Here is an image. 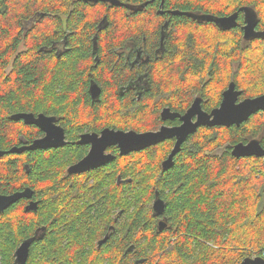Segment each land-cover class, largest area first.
Listing matches in <instances>:
<instances>
[{
  "label": "trees",
  "instance_id": "1",
  "mask_svg": "<svg viewBox=\"0 0 264 264\" xmlns=\"http://www.w3.org/2000/svg\"><path fill=\"white\" fill-rule=\"evenodd\" d=\"M150 1L148 9L154 7L155 2L169 3V0ZM219 1L231 6L253 4L264 18V0ZM122 12L127 11L106 3L83 0H0L1 150L7 151L22 142L30 143L42 134L36 127L13 121L11 115L14 113L53 115L66 129L69 140L76 141L80 127V132L83 127L101 125L125 129L122 119L128 115L133 116V127H136L137 117L142 111L145 117L146 108L152 100L159 102L160 108L167 105L168 101H173L170 99L172 96L182 94L178 87L190 83V80L198 83L199 88L203 85L200 92L210 101H216L219 88H226L230 81H235L248 97L263 92L264 50L249 54L252 57L245 62V66L241 57L240 68H221L217 63L213 68H206L201 55L199 60L189 59V56L198 57L196 51L199 49L193 47L190 54H183V59L189 61L182 68L174 66L176 59L173 54L166 56L167 64L162 61L154 65L153 77L164 80L160 82L162 88L154 84L139 102L109 100L114 89L111 83L117 85L119 79L124 77V71L110 66L107 47L102 42L105 34L98 35V54L101 59L95 63L91 40L103 15ZM32 20L33 23L28 25ZM113 23L110 22L103 29L111 32L110 37L116 29ZM65 36L67 51L58 57L50 51V47ZM250 44L241 37L237 41L230 34H225L223 38L225 47ZM254 45L264 47V39L255 40ZM223 55L225 64L229 63L232 53L225 52ZM112 69L111 79L107 80L106 75ZM87 72L106 84L103 85L104 91L99 101H91L88 94ZM175 98L174 107L178 104V97ZM102 114L105 117H101ZM253 139L259 140L264 147V112L253 115L240 126L199 129L192 135L190 144L176 155L172 168L161 171L162 177L157 181H145L146 191H151V195L146 197L147 201L154 198L155 189L161 194L169 190L166 214L171 220V229L164 234H154L150 222H147L144 231L149 241L131 251L134 259L131 260L133 255L124 256L128 246H113L111 261L96 260V264H241L246 258H264V157L237 159L232 156L230 148ZM226 145H229L226 152L216 154V149ZM171 146H161V160L166 158ZM74 147L68 145L44 156L32 153L31 174L44 177L64 172L69 164L60 161L63 154ZM19 158L23 157L9 154L0 158V192L10 193L13 179L27 181L24 178L25 166L18 162ZM75 161L73 159L70 163ZM133 167L135 165L130 164V168ZM67 190H59L57 185L45 190L43 197H46V201L41 203V207L50 205L49 217L53 215L55 218L47 228L48 241L37 244L45 254L59 255L60 229L57 224L61 217L55 215L51 204H55L59 196L67 194ZM10 216L9 211L0 216V236L11 237L13 220ZM25 216L17 217L18 232L22 237L27 234L30 225L29 218ZM67 232L71 237H80L72 225L68 226ZM131 233L128 232L127 241ZM15 247L0 245L4 263L7 261L6 264H10V254ZM98 253L100 250H97ZM65 261L72 264V259L66 258ZM55 262L52 260L53 264Z\"/></svg>",
  "mask_w": 264,
  "mask_h": 264
},
{
  "label": "flooded vegetation",
  "instance_id": "2",
  "mask_svg": "<svg viewBox=\"0 0 264 264\" xmlns=\"http://www.w3.org/2000/svg\"><path fill=\"white\" fill-rule=\"evenodd\" d=\"M83 1L89 2L87 0ZM118 1L120 5H113L108 0L90 2H102L108 6L121 7L127 11L103 15L100 18V23L97 25V30L92 35L91 42L93 46L91 52L94 55V62L99 63L101 59V56L98 54V35L105 34L102 42L107 47L106 52L111 60L110 66L119 67L124 71V77L119 79L117 85L111 83V87L114 89L109 95V100L139 102L152 90L154 84H159V87L162 88L160 82H164V80L157 77L154 78L152 72L155 64L162 61L167 64L165 62L168 61L166 60V56L170 54H173L176 59L173 58L176 62L174 66L180 68L185 66L190 58L191 60H199V56L201 55L205 61L204 66L206 68H213L214 64L217 63L221 68L225 66L236 69L240 68L241 57L244 60H242V64L245 66V62L251 60L252 56H249V54H254L259 49L264 50V47L258 48L254 45L255 40L263 39L245 38L246 28L250 23L255 24L254 31L256 33L264 32V18L260 16L257 7L253 4H235L231 6L219 0H169L168 4H165V1L164 3L155 2V6L148 9L151 3L150 0ZM235 14L237 16L236 26L229 30H224L215 21H206L199 18V16H210L214 19H219ZM182 18H184L183 21H178ZM112 21L116 29L112 32L113 36L110 37L111 32L103 31V29L108 27ZM32 23L33 20L29 21L28 25ZM225 34L233 35L237 41L241 37L251 44L249 46L229 45L225 47L223 45ZM66 39L67 36L63 40L56 42L50 47V51L54 52L58 57L63 56L67 51ZM193 47L199 49V51H196L198 57L193 58L189 56L188 61L183 59V54H190V50ZM225 52L232 53L229 63L226 64L223 55ZM112 71L113 69L107 73V80L111 79ZM89 73H86V75H89L88 94L91 101L96 102L101 99L104 91L103 85L106 86V84L97 81L93 77V74ZM192 83L193 81L190 80V83L179 86L178 89L182 91V94L172 96L170 99L173 101H168L167 105H162L161 108L158 107L159 102L152 100L153 102L149 103L146 108L148 111L145 117L143 116V111L137 117L138 122L136 127H133V116L130 115L124 116L122 119L125 129L120 127H103L101 125L83 127V130L80 132L81 127L79 125L80 128L77 130L76 141L69 140L66 129L58 123L55 116L46 113L35 114V116L45 114L46 116L55 117L56 124L61 126L65 131L66 143L64 146L58 148L27 150L22 154H13L23 157L19 158L18 162L23 163L25 166L26 175L24 178L27 181L24 179L15 181L13 179L11 181V192H0V195L8 196L27 192L28 196L21 197L11 206L0 212V216H2L9 211L11 213L10 217L13 220L11 237L0 236V245L9 244L14 247L17 245L10 254V264H18L17 251L25 242L30 243L29 257L26 264H53L52 260H56L54 264H68L65 261L66 258L72 259V264H96V260L100 262L102 260L106 262L111 261L113 246H128L125 249L124 256H132L133 253L131 251H135L137 246L139 249L149 241V236L145 237L146 232L144 231L147 222H150L154 234L167 233L172 227L171 220L166 214L169 200L167 193H169V190L161 194L158 189H155L154 198L147 201L146 197L151 195V191H146L145 181H157L158 178L162 177L161 173L166 171L163 168V163L172 152L177 142L176 137L166 139L149 148L131 152L128 155H121L119 145H111L103 152V156L110 157L109 159L111 160L106 161L101 166L79 173H70L69 170L72 166L86 158L92 150L91 142H81L83 135L97 134L101 136L102 132L106 129L145 133L158 132L163 127L177 128L183 123L181 117L191 110L197 99H199L198 110L212 114L213 110L220 107L224 99V92L232 83L235 84V91L240 92L237 103L264 94L263 90V92L256 96L248 97L235 81H230L226 88H219L218 99L210 101L204 93L200 92L203 89V85L199 88L198 83ZM93 85H97L100 88V95L97 99H94L91 94V87ZM175 97H178L176 107L173 106ZM164 110H169L170 114H176L177 116L163 119L162 113ZM101 117L105 116L102 114ZM197 117L198 114L194 116L193 120L196 121ZM17 123L25 124L23 120ZM27 126L36 127L42 134L30 143L22 142L21 145H14L13 147L29 146L35 140L43 138L46 135L37 126ZM201 128L205 127H200L199 129ZM191 137L192 135L185 140L181 150L190 144L189 140ZM163 144L169 146L172 144V146L166 158L161 160L159 156ZM68 145H74L75 147L72 151H67L62 156L63 158L60 162H65V164L67 162L69 164L64 169V172L59 171L47 174L44 177L38 174H31L30 162L32 157L30 155L32 153H39L42 156L49 155L50 151L63 149ZM233 146L230 147L231 152ZM227 147L229 148V145L216 149V154L222 155L226 152ZM150 154L153 157H146V155ZM131 155L139 156V158H131ZM63 159L66 160L63 161ZM73 159H76V161L70 163ZM130 164L135 165V167L130 168ZM53 185H57L59 190L68 189L67 194L59 196L57 202L51 204L54 206L55 215L58 214L61 217V221L57 224L58 229H60V248L58 250L59 255L57 254V256L45 254L37 246L38 243L42 244L48 241L49 231L47 228L50 227V224L55 219L52 217L53 215L49 217V214H51L50 205L44 208L41 207V203L46 201V197H43L46 194L45 190ZM159 199L165 204V211L162 214L154 211V204ZM24 215H26V218H29L28 222H30V225L27 234L22 237V235L20 236V232H18L17 217H24ZM48 218L51 220H48ZM160 222L166 223L163 230L159 229ZM69 225L74 227V231L81 238L69 236L67 232ZM129 231L132 233L131 238L127 241ZM97 250H100V253L97 254ZM138 253L140 254V252ZM132 259H134V255L131 257ZM6 262H3V257L0 255V264H6Z\"/></svg>",
  "mask_w": 264,
  "mask_h": 264
},
{
  "label": "water",
  "instance_id": "3",
  "mask_svg": "<svg viewBox=\"0 0 264 264\" xmlns=\"http://www.w3.org/2000/svg\"><path fill=\"white\" fill-rule=\"evenodd\" d=\"M89 2H98L99 0H87ZM113 5H120L118 0H108ZM200 19L206 21H215L224 30H229L236 26V14L227 18L214 19L210 16H199ZM254 23H250L246 28L245 38H261L264 39L263 33H256L254 31ZM91 94L94 99H97L100 95V88L97 85L91 87ZM239 91H235V84L232 83L229 88L224 92V99L219 108L213 110L212 114L199 111V99L195 101L193 107L189 112L181 117L183 121L182 125L177 128H165L163 127L158 132H145L138 133L136 131H121L106 129L102 132L101 136L83 135L81 142H91L92 150L90 154L81 160L76 165L72 166L69 170L70 173H79L89 170L91 168H97L104 164L106 161L111 160L110 157L103 156L104 150L111 145H119L121 149V155H128L131 152H137L166 139L176 137L177 142L170 153L168 159L164 161V170H169L174 166V159L176 155L181 151L182 144L190 136L195 134L200 127H232L240 126L244 122L248 121L253 115L264 111V94L255 98H248L241 103H237ZM198 110V111H197ZM198 114L196 121L194 116ZM176 114H170L169 110H164L162 113L163 119L174 118ZM13 121L23 120L26 125H34L40 128L46 135L43 138L35 140L28 148L12 147L7 151L0 150V158L6 154L22 153L26 149L38 150V149H51L64 146L66 143V136L64 129L56 124L55 117L46 116L45 114H39L35 116L33 113H20L15 114L12 117ZM232 156L240 159L243 157H264V147L259 140L253 139L248 143H238L232 148ZM28 196L27 192L15 194V195H0V212L11 206L21 197ZM154 211L158 214H162L165 211L164 202L159 199L154 204ZM160 230H163L166 226L165 222H160ZM30 243H23L17 251V263L26 264L29 257ZM241 264H264L263 257L246 258Z\"/></svg>",
  "mask_w": 264,
  "mask_h": 264
},
{
  "label": "bare ground",
  "instance_id": "4",
  "mask_svg": "<svg viewBox=\"0 0 264 264\" xmlns=\"http://www.w3.org/2000/svg\"><path fill=\"white\" fill-rule=\"evenodd\" d=\"M17 114H20V113H17ZM15 115V114H14ZM13 116V115H12ZM32 145V144H31ZM31 145H29V146H31ZM29 146H23L22 148H28ZM1 150V149H0ZM27 150H31V149H26V150H24L22 153H24L25 151H27ZM3 151V150H2ZM22 153H18V154H22ZM6 155H9V154H6ZM6 155H4V156H6Z\"/></svg>",
  "mask_w": 264,
  "mask_h": 264
},
{
  "label": "built area",
  "instance_id": "5",
  "mask_svg": "<svg viewBox=\"0 0 264 264\" xmlns=\"http://www.w3.org/2000/svg\"><path fill=\"white\" fill-rule=\"evenodd\" d=\"M263 255H264V251H263Z\"/></svg>",
  "mask_w": 264,
  "mask_h": 264
},
{
  "label": "rangeland",
  "instance_id": "6",
  "mask_svg": "<svg viewBox=\"0 0 264 264\" xmlns=\"http://www.w3.org/2000/svg\"><path fill=\"white\" fill-rule=\"evenodd\" d=\"M219 153H221V151H219Z\"/></svg>",
  "mask_w": 264,
  "mask_h": 264
}]
</instances>
